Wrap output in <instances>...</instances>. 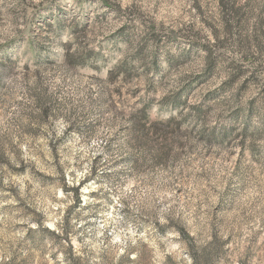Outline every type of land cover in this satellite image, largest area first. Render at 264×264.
Wrapping results in <instances>:
<instances>
[{"label":"rangeland","instance_id":"obj_1","mask_svg":"<svg viewBox=\"0 0 264 264\" xmlns=\"http://www.w3.org/2000/svg\"><path fill=\"white\" fill-rule=\"evenodd\" d=\"M223 2L0 0V264H264V0Z\"/></svg>","mask_w":264,"mask_h":264},{"label":"trees","instance_id":"obj_2","mask_svg":"<svg viewBox=\"0 0 264 264\" xmlns=\"http://www.w3.org/2000/svg\"><path fill=\"white\" fill-rule=\"evenodd\" d=\"M219 1L222 2V4H224L223 0H219ZM233 8H234V7L232 6V7H231V12H232L233 14H235L236 8H234V10H232ZM113 71L115 72L114 75H119V76L126 77V75L131 71V68H127V67H125L124 63L120 62V64L117 65V66L113 69ZM139 112H140L143 116H145L146 113H147L146 106L142 107V108L139 110ZM134 124L137 125V126H139V127L141 128V131H142V132H144V131H146V132H148V133L154 132V128H152V127H149V128H148V127L145 126V124L142 125L141 122H135Z\"/></svg>","mask_w":264,"mask_h":264}]
</instances>
